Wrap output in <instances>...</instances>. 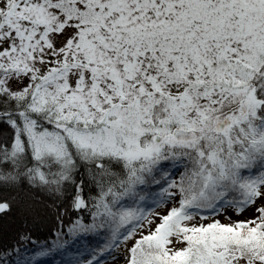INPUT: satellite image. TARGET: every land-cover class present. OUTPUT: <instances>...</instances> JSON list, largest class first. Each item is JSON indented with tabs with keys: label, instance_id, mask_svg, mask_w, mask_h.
I'll return each instance as SVG.
<instances>
[{
	"label": "snow or ice",
	"instance_id": "snow-or-ice-1",
	"mask_svg": "<svg viewBox=\"0 0 264 264\" xmlns=\"http://www.w3.org/2000/svg\"><path fill=\"white\" fill-rule=\"evenodd\" d=\"M13 213L0 264H264V0H0Z\"/></svg>",
	"mask_w": 264,
	"mask_h": 264
},
{
	"label": "trees",
	"instance_id": "trees-1",
	"mask_svg": "<svg viewBox=\"0 0 264 264\" xmlns=\"http://www.w3.org/2000/svg\"><path fill=\"white\" fill-rule=\"evenodd\" d=\"M20 225L21 217L17 213L0 218V230L3 231L5 239H11L20 230ZM30 227H33L34 238L37 240H44L46 237H51V232L49 231L51 222L48 220L40 223L39 227H36L34 224H30Z\"/></svg>",
	"mask_w": 264,
	"mask_h": 264
},
{
	"label": "rangeland",
	"instance_id": "rangeland-1",
	"mask_svg": "<svg viewBox=\"0 0 264 264\" xmlns=\"http://www.w3.org/2000/svg\"><path fill=\"white\" fill-rule=\"evenodd\" d=\"M247 215H251V213L249 212V213H247ZM241 218H243V217H241ZM44 261H48L49 259H51V258H42ZM58 259V258H57Z\"/></svg>",
	"mask_w": 264,
	"mask_h": 264
}]
</instances>
